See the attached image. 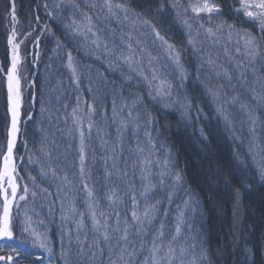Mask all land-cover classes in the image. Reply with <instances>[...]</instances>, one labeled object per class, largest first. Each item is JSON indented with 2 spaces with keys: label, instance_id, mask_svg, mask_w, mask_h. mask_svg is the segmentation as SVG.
Masks as SVG:
<instances>
[{
  "label": "trees",
  "instance_id": "1",
  "mask_svg": "<svg viewBox=\"0 0 264 264\" xmlns=\"http://www.w3.org/2000/svg\"><path fill=\"white\" fill-rule=\"evenodd\" d=\"M13 2L15 21L10 8ZM37 2L0 0V66L4 69L0 72V139H6L4 121H8L3 116L7 113L5 73L11 58L8 37L14 22L18 31L26 32L28 26L33 29ZM218 2L225 12L221 19L235 23L236 29L231 36L225 28L214 37L200 29L197 36L199 23L215 29L219 21H197L189 10L194 48L182 23L189 0H176V8L173 0H131L134 11L144 13L150 25L158 26L168 43L175 46L180 57L178 66L162 49L164 45L155 38L152 28L144 22L142 27L140 18L131 13L128 20L123 19V13L120 21L112 17L106 20L104 0L59 1L51 23L52 36L42 39L38 71L27 58L21 72L26 90L23 113H30L32 119L22 123L25 148L19 171L29 191L19 213L23 223L30 220V231L46 240V247L34 245L35 237L21 235L20 231L15 241L0 243V255L17 248L20 256L14 264H109V257L117 260L120 255L116 246L119 234L113 231L116 214L121 229L127 219L130 239L139 247L132 211L143 219L144 209L155 206L153 225L143 237L144 256L150 255L152 237L163 222L165 252L177 225L181 228L179 238L171 245L177 249L176 264H264V182L259 179V171L264 168V90L258 82L264 84V37L257 40L259 53L255 59L250 55L236 57V50L246 47L239 34L247 31L260 37L259 28L255 25L252 30L243 22L236 23L238 17L228 8L234 0ZM89 27L93 31L102 29L98 33L101 47L92 43L95 38ZM128 34L132 35L133 50L145 45L157 56L162 64L158 73L164 75L163 84L167 82L170 90L161 87L158 94L152 83L131 75L141 71L138 66L144 67L150 59L147 55L141 63L132 65L135 72L117 61V56L129 54L124 47ZM103 44L110 49L115 44L114 54L106 53ZM25 46L26 56L28 43ZM232 60L237 61L230 63ZM28 73L35 84L26 89ZM128 111L133 112L131 117ZM90 123L93 128L89 136ZM81 127L85 130L83 176L79 161ZM149 155L153 162L167 159L170 167L155 163L142 183L140 169ZM106 167L111 175L105 172ZM175 173L182 177L179 187L174 185ZM149 181L154 187L145 198L141 193ZM88 189L93 191L92 197L87 195ZM113 192L115 198L110 201L107 197ZM93 212L101 222L100 231L95 232L93 227ZM105 219L107 228L103 226ZM144 227L148 229L147 224ZM105 232L111 237L109 244L102 242ZM77 236H83L78 243ZM181 247L185 249L182 256ZM140 259L135 264H140Z\"/></svg>",
  "mask_w": 264,
  "mask_h": 264
},
{
  "label": "snow or ice",
  "instance_id": "2",
  "mask_svg": "<svg viewBox=\"0 0 264 264\" xmlns=\"http://www.w3.org/2000/svg\"><path fill=\"white\" fill-rule=\"evenodd\" d=\"M107 9L108 16L105 17L107 20L108 17L115 18L117 21H120V13H123V19L128 20L129 19V13H131L133 16L139 18H142V13H136L131 5V0H119V2H113V0H104V5ZM162 7V5H161ZM173 7H178L176 0H173ZM11 8V15L13 21L16 19L15 15V4L14 2L10 5ZM229 10L235 15V17H238L236 23H252L254 25H257L260 32V37H254L251 35V33L245 31L244 36L247 37L245 40V44L249 49L248 55L252 56L253 59H255L256 55L259 52V45L257 44V40L261 37H264V0H234L233 4L228 5ZM189 10L195 14V19L197 21H207L208 24H211L213 20H218L219 23L215 25V29L212 26L205 27V23L201 22L198 25V28L196 29V35L198 36L200 34V29H203L206 34L210 37H214L217 32H222L225 28L229 29V36H231V33L233 30L236 29V24H229L227 20L221 19V17L224 16V7L221 2H218V0H195V2H191L189 0L188 7L184 9V15H187ZM177 16H180V13L177 12ZM89 20V23H91V17L87 18ZM145 24H148L154 33V36L156 39L160 40L163 45H166V49L169 53V56L171 59H173L177 65L179 66V52L175 49V46L168 43V41L160 34L159 31L156 30L155 26L150 25V22L147 20L143 21ZM75 23V22H74ZM183 26L188 31V43L189 45H192L195 48V42L192 39L193 35V24L189 22L188 19H184L182 21ZM102 31V29H97L96 31H93L91 27L88 28V32L91 33L92 37L95 39L92 40V43L96 45L97 48L101 47L100 43V37L98 33ZM115 30H113L114 33ZM31 35V33H27L24 37V39H27V36ZM121 40H123V37H121ZM24 40H20L17 42V32L15 28H13V31L11 35L8 37V45L11 49V58H10V66L7 68L5 76H6V91H7V105H8V113L10 114L11 121H10V127L7 129V137H6V144L3 146H0V201H2V214H0V240H13L14 238V224H13V214H12V207L14 205V202L19 199L20 201H24L27 198V193L29 191L27 185L23 186V194L18 196V192L21 189V185L18 183L19 172H18V165H17V157L14 155V148L17 141V136L20 131L19 124L21 122V109L23 107V93H22V73L20 71L21 65L23 63V59L20 54V48L21 44H23ZM36 43L38 44L39 41L37 40ZM137 45H139V41L136 42ZM103 47L105 48L106 53H113L114 54V48L116 45L114 44V48L110 49L107 44H103ZM124 47L128 51V55H120L117 56V61H123L124 64L128 65L130 70L135 72L137 69L132 67L133 64H139L143 61V58L145 55L150 57L148 63L149 66L152 65V61L157 59V56H154L151 52H149L145 48H138L137 50H133V43H132V35L128 34L127 41H124ZM199 51V50H198ZM239 51V49H238ZM69 60V67H72V57L71 54L68 56ZM209 64H212V60H208ZM4 71L3 67L0 66V72ZM73 76L76 75L75 68H72ZM141 76H143V72L140 73ZM183 76V72L181 73ZM145 80H147V77H144ZM153 79H156L155 71L153 70ZM76 83L79 84V77L76 78ZM35 84L34 81H31L28 84V87H33ZM210 93H212L213 96L216 94L212 92V89H208ZM236 98L233 97V101H235ZM113 112L115 113V101H113ZM127 107V106H125ZM91 109V106H90ZM94 111V109H91ZM76 109H73V117H75ZM27 115V119L31 120L32 116L29 113H25ZM133 115L132 111H128V116L131 117ZM224 119L228 121V117L224 116ZM251 119V117H250ZM230 122V121H229ZM79 124L80 121H77ZM253 123L255 121L253 120ZM93 125L90 123L88 124V135H91ZM80 148H79V161H80V173L83 176L85 168V130L81 127L80 128ZM139 148V145H138ZM151 148L154 149L155 145L152 144ZM139 151L143 152V148H139ZM151 155V153H150ZM150 155L148 158H145L142 163L143 167L140 169L141 174V181L143 183L144 180L148 179V176L146 173L150 172V168L154 166L155 163H162L163 167L165 169H168L170 167V162L165 159L164 161H155L153 162L150 158ZM21 162H23L21 160ZM115 166V165H113ZM43 171V170H42ZM105 172L108 175H111L110 172H108L107 167L105 168ZM52 174L56 175L55 169L52 170ZM167 173H161V176H165ZM124 175H127L125 172ZM247 178V177H246ZM33 180L35 178H32ZM67 179V177H65ZM259 179L264 182V168H261L259 171ZM174 185L176 187H179L182 182V177L179 173H175L173 177ZM85 188L88 186L85 184ZM154 187V185L151 184L149 181L148 185L144 187L143 195L146 198V194L151 190V188ZM33 196L36 195L35 192L32 193ZM87 195L89 197L93 196V191L91 189H88ZM110 201H114L115 193H110L107 197ZM133 200V206L135 208L136 204V198L135 196L132 197ZM169 202L172 200V195L170 194L168 196ZM185 206H187V202H185ZM157 211L155 206H152L151 208L146 207L144 209L143 216L144 218L141 219L140 216L137 214V211H132V220L133 225L132 227L135 229L136 236L140 238V244L139 247H136L132 240L130 239V233H129V226L127 219L124 220L125 227L123 229L120 228V217L119 213L116 214L117 220H116V227L113 229V231L117 234H119V238L116 240V246L120 248V255L117 257V260H112L111 257H109V264H118V262H123V264H135V261L137 259H140L143 256V259H140V264H176V253L177 249L172 247L171 245L177 241V239L180 236L181 228L179 224L177 225L175 229V235H171V239L169 240V246L167 248V252L164 251L165 245V225L163 222H160V227L156 231V234L152 237L151 240V249H150V255L144 256V248L145 243L143 237L147 235V232L151 230V227L153 225V217L154 213ZM166 215V213H165ZM101 216H104V213H101ZM180 216H183V212L180 213ZM92 220H93V227L98 231L101 227L100 220L96 219V215L93 212L92 213ZM180 220V217H178V221ZM82 223V221H81ZM148 225V229H145L144 225ZM105 228L108 227L107 219L104 221ZM21 235L28 233L35 237L33 240V244H38L39 247L45 248L46 247V240L41 239L40 235L37 234L34 230L30 231V220H26L24 224L21 226ZM111 240V237L105 232L103 235V243L109 244ZM157 241H159V244H157ZM123 242V243H121ZM132 244V249L129 250V245ZM99 246V243L97 244ZM194 248L195 245H192ZM81 252L83 249H80ZM48 251L50 252L51 249L49 248ZM101 253L103 254L104 249L100 248ZM109 252H111V248H109ZM185 252V249L181 247L179 249V254L182 256ZM11 253H15V256ZM11 253L7 255H0V261H3L4 264H14L16 261V257L20 256V252L17 248H11ZM127 256V260H125V257ZM181 264L183 262L181 261ZM195 264V262H193Z\"/></svg>",
  "mask_w": 264,
  "mask_h": 264
},
{
  "label": "rangeland",
  "instance_id": "3",
  "mask_svg": "<svg viewBox=\"0 0 264 264\" xmlns=\"http://www.w3.org/2000/svg\"><path fill=\"white\" fill-rule=\"evenodd\" d=\"M59 1L60 0H38L37 4L35 5L36 14H35L34 26L32 27L33 29H30L31 26L30 27L28 26V31H26V32L25 31L22 32V30L18 31L15 28V24H17V23L14 22L13 27H12L11 32H10V35H11L12 31H13V28H15V30L17 32V42H19L22 39L24 40V42H23V44H21V48H20V54H21V57L23 59V63L21 65V69H20L21 72L24 70V68L27 65V58H28V62L31 61L34 71L35 72L38 71V69H39V61H40V56H41L42 46H43L42 39L45 36L46 37L47 36H49V37L52 36L51 23L54 20L56 14L58 12V9L60 7ZM188 14H189V12H188ZM188 14L186 15L185 19L189 20V17H187ZM190 14L195 16V14L192 13V12H190ZM139 20H140V22H138V23H141L142 27H143V23L142 22L144 20H147L144 13L142 14V18H140ZM152 22L154 24V21H152ZM244 26H251L250 28L252 30L255 27V25L252 24V23H245ZM37 27L40 29L39 33L38 34L37 33H33L35 31V29H38ZM256 27H258V26L256 25ZM156 30L159 31L162 36H164V32L158 26H156ZM27 33H31V35L27 36V39H24V37H25V35ZM239 36L242 37V42H244L243 45L246 46L245 40L247 39V37L244 36V33H240ZM37 40L39 41L38 44L36 43ZM157 40H155V41H157ZM27 43H28V54L25 56L26 52H24L23 49H24V47H26L25 45ZM257 44H258V42H257ZM143 47L145 49H147V47L145 45H143ZM162 49L165 50L166 54H169L167 49H166V45H164ZM246 49H248L247 46L244 47V48H240L239 51L236 50V52H238V53L235 54V56L237 57V56L240 55L243 58L247 57L248 56V51H245ZM223 52H225V51H223ZM223 57H225L224 54H223ZM243 58H241V59H243ZM148 61H149V59L144 64V67H142V65L138 66V67L141 68V71L136 72L135 74L131 73V75L133 77L140 78L141 81H146L149 84L152 83L154 85V87H155V89H156L158 94L162 93L161 92V87L170 90V88L168 87V83L167 82H165L163 84L164 75L161 74V73H158V70L161 68L162 64L156 60L155 64H154V61H152V65L149 66ZM221 61H222V63H226L223 60H221ZM236 61L237 60H235V61L232 60V61H230V63H233V62L235 63ZM217 63L218 62H216L215 64H217ZM216 66H218V65H216ZM153 70L155 71L156 79H153ZM141 72H143V76L140 75ZM146 76H148L149 80H145L144 79V77H146ZM28 78H29V80H28V84H29L31 81H33V78L31 79V75L29 73H28ZM258 82H259L260 87L262 88V90H264V84L260 80H258ZM28 88H30V87H28V85H26V89H28ZM24 91H26V90L24 89V85H23V82H22L23 105H24ZM33 101H34V95L31 98V103L32 104H33ZM179 103H180V97H179ZM3 116H4L5 119L6 118L8 119V121H4L6 123V125H7V127H6V137H7V129L10 127V121H11L10 114L8 113V105H7V113H6V115H3ZM22 116H23V119H22ZM25 120L27 121L28 119H27V115H24L23 107H22V109H21V129H22V123L26 122ZM0 125H1V123H0ZM5 144H6V139H0V146H3ZM24 146H25V141L22 142V131H21V133L19 135V138H18V141L16 142V145H15V148H14L15 156L18 158L17 159V164H19L21 159L23 158V152L22 151L24 149ZM21 147H22V150L20 152V151H18V149L21 148ZM118 163H119V165H122L124 162L122 161V159H120L118 161ZM19 181H20V184H21L20 193L23 194V186L26 185V184L23 183L24 180H22L21 177L19 178ZM26 200L21 202L19 208L17 209V211L15 213V217H14L15 235H14V239L11 240V241H15V239L18 238V233L20 232V227L24 224L22 222V220H21V215L19 213V209L21 208L22 203H25ZM96 231L97 230L95 229V232ZM98 231H100V230H98ZM80 234L81 235L84 234L83 228L80 229ZM82 238H83V236H80V237L77 236L76 242L78 243V240H82ZM8 241L9 240H2V241H0V243H4V242H8Z\"/></svg>",
  "mask_w": 264,
  "mask_h": 264
},
{
  "label": "bare ground",
  "instance_id": "4",
  "mask_svg": "<svg viewBox=\"0 0 264 264\" xmlns=\"http://www.w3.org/2000/svg\"><path fill=\"white\" fill-rule=\"evenodd\" d=\"M19 129H20V124H19ZM19 135H20V131H19L18 136H17V141H18ZM17 141H16V142H17ZM14 155H15V152H14ZM17 165H18V164H17ZM18 183L20 184L19 179H18ZM20 185H21V184H20ZM19 195H21L20 191L18 192V196H19ZM20 203H21V201H20L19 199H17V201L14 202V205H13V207H12L13 218L15 217V213H16L17 209L19 208ZM0 214H2V201H0ZM13 224H14V219H13ZM14 235H15V229H14ZM0 241H2V240H0Z\"/></svg>",
  "mask_w": 264,
  "mask_h": 264
}]
</instances>
